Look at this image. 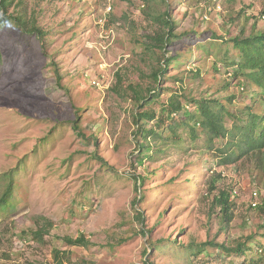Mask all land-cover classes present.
<instances>
[{"label":"rangeland","instance_id":"rangeland-1","mask_svg":"<svg viewBox=\"0 0 264 264\" xmlns=\"http://www.w3.org/2000/svg\"><path fill=\"white\" fill-rule=\"evenodd\" d=\"M167 9L175 33L192 38L166 48L164 58L184 62L168 67L150 108L160 113L177 92L236 96L233 109L250 103L249 87L207 51L212 31L226 39L264 29V0H16L9 7L45 35L0 21V198L12 183L0 206V264H57L55 249L64 264H241V255L191 246L252 236L253 247H264V208L251 207L254 191L264 205V173L253 160L224 163L205 134L192 140L184 127L178 142L154 137L139 151L130 86L147 94L157 85L151 72L164 58L153 37ZM223 44L217 39L213 48L224 51ZM224 189L235 203L230 222L214 202ZM44 223L49 230L38 241L32 231ZM80 234L92 244L62 239Z\"/></svg>","mask_w":264,"mask_h":264},{"label":"trees","instance_id":"trees-1","mask_svg":"<svg viewBox=\"0 0 264 264\" xmlns=\"http://www.w3.org/2000/svg\"><path fill=\"white\" fill-rule=\"evenodd\" d=\"M162 1L168 5V0ZM14 4H16V0H0V10L4 14L0 21L4 18L10 19L25 31L33 33L37 37L41 38L45 35L35 19H28L20 13H9V7ZM160 14L157 19L163 24L162 30L156 32L153 38L155 49H161L164 58L167 53L166 48L169 45H173L176 41L188 42L192 37L175 33L176 22L171 17L168 9ZM262 17L264 18V14ZM253 27L255 28L256 25L253 24ZM194 32L196 38L202 35V31ZM212 32L210 37L212 40L210 42L211 46L207 53L211 54L212 52L213 54L216 50L217 59L225 66L232 67L235 78L240 77L241 82L239 84L243 85L242 89H245V86L249 87L248 92L251 93L249 96L252 103H245L243 106L233 109L232 105L235 104L236 96H227L226 99H220L212 95L188 98L184 93L177 92L174 95L175 99L168 101L166 105L161 107L160 113L152 110L150 108L151 104H154L159 95V92L153 93V91H156V88L159 91L158 84L164 78L168 67L172 62L176 64L184 62L178 54L171 57L167 56L163 59L162 63L164 64L161 63V65L154 67L151 72L153 82L157 85L149 87L147 94L134 86H130L133 89L137 107H139L135 115L136 122L139 125L136 133L142 138L139 141V151L143 155L146 150L150 149L149 140L154 137L155 140L178 142L181 139L179 128L184 127L189 130L192 140L199 138L200 134H205L207 149L214 150L219 156H222L224 163L249 158L253 160L256 168L264 173V109L258 110L256 107L258 101L264 105V29H256L249 35L242 30L240 34L226 39L216 32ZM217 39L226 44H223L226 46L224 51L217 46L213 48ZM198 48L205 49L207 47L206 45H200ZM191 52L193 51L191 50ZM254 86L255 88H253ZM191 106L192 110L190 109ZM180 114H183V116ZM150 121H153V126L146 128L144 123ZM74 127L77 130L80 128L77 122H74ZM166 131L168 136L163 139ZM79 133L82 134V131L79 130ZM216 140L226 141L216 146ZM137 179L140 182L138 188L142 187L145 178L138 175ZM11 187L12 183L7 186L6 192L0 198L1 207L4 206L3 201L9 196ZM213 188L217 187L212 185ZM231 198L232 191L224 189L214 199L216 206L220 207L221 212L229 222L234 218L233 206L235 203ZM255 208H264V205H258ZM47 227V223H44L33 230V237L38 241H43L49 230ZM62 239L66 244L72 246H89L92 244V241L84 234L76 237L66 235ZM253 239L254 237L249 236L242 241H236L235 245L232 246L212 241L190 246L193 250H197L196 252H204L209 246H214L225 254L243 256L245 259L241 264H264V247L260 243L253 247ZM54 256L57 264H64L62 253L58 249H55ZM146 264L152 263L146 262Z\"/></svg>","mask_w":264,"mask_h":264},{"label":"built area","instance_id":"built-area-1","mask_svg":"<svg viewBox=\"0 0 264 264\" xmlns=\"http://www.w3.org/2000/svg\"><path fill=\"white\" fill-rule=\"evenodd\" d=\"M259 192L258 191H254L253 195H252V200H251V206L252 207H257L259 205Z\"/></svg>","mask_w":264,"mask_h":264}]
</instances>
